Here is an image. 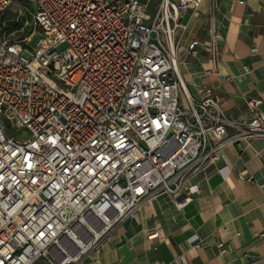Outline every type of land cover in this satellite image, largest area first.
I'll return each mask as SVG.
<instances>
[{"label":"built area","instance_id":"2783aa9c","mask_svg":"<svg viewBox=\"0 0 264 264\" xmlns=\"http://www.w3.org/2000/svg\"><path fill=\"white\" fill-rule=\"evenodd\" d=\"M22 1L0 24V264H85L145 198L185 192L182 208L225 145L264 137L259 100L232 118L186 89L179 18L203 0Z\"/></svg>","mask_w":264,"mask_h":264},{"label":"crops","instance_id":"0c3cea01","mask_svg":"<svg viewBox=\"0 0 264 264\" xmlns=\"http://www.w3.org/2000/svg\"><path fill=\"white\" fill-rule=\"evenodd\" d=\"M217 2L212 10L203 0L179 18L185 29L177 63L186 89L201 98L210 87L232 118H245L251 99L264 112V0ZM192 40L199 42L194 56L187 52ZM191 181L199 182V192L182 208L175 202L185 192L145 198L85 264H264V137L225 145ZM153 230L160 235L150 239Z\"/></svg>","mask_w":264,"mask_h":264},{"label":"rangeland","instance_id":"374dc122","mask_svg":"<svg viewBox=\"0 0 264 264\" xmlns=\"http://www.w3.org/2000/svg\"><path fill=\"white\" fill-rule=\"evenodd\" d=\"M20 4H23L27 7V3L23 2L22 0H15L13 2V4L7 8L5 11H3L0 15V24L3 23L4 20H12L14 18H19V13H21L19 10H18V7ZM151 8V6H150ZM150 14H153L152 11L153 9H149L148 10ZM27 12V11H26ZM23 19H28L30 20V15L28 13H23L22 16L20 17V20H23ZM4 33L3 31V28L1 29L0 31V35L2 36ZM18 33H14V36H17ZM13 37V35H10V37ZM3 123L5 124V128H6V131L9 135H14V136H17V137H20L22 139H27L29 137V131L25 128V127H18V126H15V125H11L9 126V122H7V120L3 119ZM41 262V261H40Z\"/></svg>","mask_w":264,"mask_h":264}]
</instances>
